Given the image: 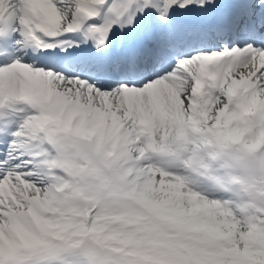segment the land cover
<instances>
[{"label": "snow or ice", "instance_id": "snow-or-ice-1", "mask_svg": "<svg viewBox=\"0 0 264 264\" xmlns=\"http://www.w3.org/2000/svg\"><path fill=\"white\" fill-rule=\"evenodd\" d=\"M0 264H264V0H0Z\"/></svg>", "mask_w": 264, "mask_h": 264}]
</instances>
